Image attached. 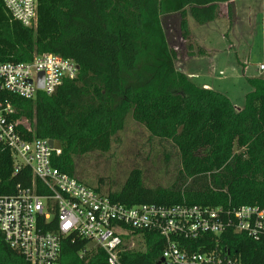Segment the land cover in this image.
I'll list each match as a JSON object with an SVG mask.
<instances>
[{"label": "trees", "instance_id": "trees-1", "mask_svg": "<svg viewBox=\"0 0 264 264\" xmlns=\"http://www.w3.org/2000/svg\"><path fill=\"white\" fill-rule=\"evenodd\" d=\"M230 0H38L35 29L14 21L0 0V64L29 63L34 55L74 60L77 78L48 96L33 100L5 94L28 140L61 145L53 160L60 172L77 178L76 158L107 153L126 119L143 126L150 138L171 144L181 168L169 187L145 185L134 169L117 189L108 191L126 206L155 204L264 208V76L246 79L251 91L236 109L223 93L199 87L177 70V54L168 44L162 16L179 14L182 38L190 39L188 16L199 25L215 21ZM194 45L188 47L190 56ZM200 55L202 54L201 49ZM25 125V126H26ZM26 126V127H27ZM31 186L28 169L13 175V160L0 146V196L18 185ZM144 250L122 253V264H157L164 241L144 237ZM222 246L240 264H264V233L258 240L232 231ZM86 241L70 235L62 242L60 264H108L104 252L80 257ZM0 231V264H20Z\"/></svg>", "mask_w": 264, "mask_h": 264}, {"label": "built area", "instance_id": "built-area-1", "mask_svg": "<svg viewBox=\"0 0 264 264\" xmlns=\"http://www.w3.org/2000/svg\"><path fill=\"white\" fill-rule=\"evenodd\" d=\"M11 18L35 29L38 0H1ZM78 64L54 54L34 55L29 63L0 64V146L13 160V175L28 169L31 186L0 196V231L20 264H60L62 242L70 235L86 241L80 257L105 253L108 264H122V253L136 250L135 239L160 237L163 250L157 264H240L222 246L229 231L258 240L264 233V208L142 204L126 206L60 172L53 160L62 149L48 139L28 140L30 132L4 95L33 100L54 94L77 78ZM264 73V64L259 66ZM42 82V87L40 86ZM27 127H26V126ZM130 241L127 246L124 242Z\"/></svg>", "mask_w": 264, "mask_h": 264}, {"label": "rangeland", "instance_id": "rangeland-1", "mask_svg": "<svg viewBox=\"0 0 264 264\" xmlns=\"http://www.w3.org/2000/svg\"><path fill=\"white\" fill-rule=\"evenodd\" d=\"M233 4L229 19L226 4L219 6V17L205 25L188 16L189 41L182 38L179 14L162 16L161 22L169 47L177 54V70L186 64L192 82L225 94L236 109H242L245 95L251 91L246 79L264 76L259 70L264 64V0H233ZM191 43L193 53L200 55L199 44L207 54L187 59ZM55 146L61 148L59 143ZM75 163L77 178L95 187L102 185L101 192L105 194L119 188L134 169L142 171L146 186L156 188L169 187L181 168L176 148L150 138L131 116L113 137L109 152L78 157ZM140 240L135 239L133 251L144 250L145 242ZM124 243L127 246L130 241Z\"/></svg>", "mask_w": 264, "mask_h": 264}, {"label": "crops", "instance_id": "crops-1", "mask_svg": "<svg viewBox=\"0 0 264 264\" xmlns=\"http://www.w3.org/2000/svg\"><path fill=\"white\" fill-rule=\"evenodd\" d=\"M229 4H231V8H233L234 9V4H233V0H230V2H229ZM227 5V4H226ZM227 13V12H226ZM227 16H228V14H227ZM228 19H229V16H228ZM230 30H232V28L231 29H229V32H230ZM228 32V33H229ZM228 36V35H227ZM195 42V41H194ZM197 46H198V49H201L202 50V54L201 55H195V56H190V55H188L187 56V59H195V58H198V57H204L206 54H207V51L203 48V47H201L199 44H196ZM196 49H197V47H196ZM195 52V51H194ZM181 72L182 73H184V74H186L187 76H188V74H187V71H186V64H183V66L181 67ZM189 77V76H188ZM257 78L258 77H261L260 75H258V76H256ZM251 78H253V77H251ZM247 79H249V78H247ZM203 88H205V89H210V88H208L209 86H207L206 84H204L203 86H202Z\"/></svg>", "mask_w": 264, "mask_h": 264}, {"label": "water", "instance_id": "water-1", "mask_svg": "<svg viewBox=\"0 0 264 264\" xmlns=\"http://www.w3.org/2000/svg\"><path fill=\"white\" fill-rule=\"evenodd\" d=\"M40 86L42 87V82H41ZM49 144L53 147L54 146V141L53 140H50L49 141Z\"/></svg>", "mask_w": 264, "mask_h": 264}]
</instances>
